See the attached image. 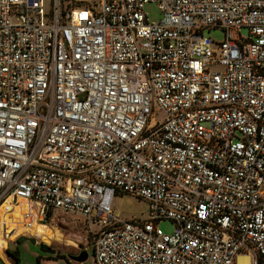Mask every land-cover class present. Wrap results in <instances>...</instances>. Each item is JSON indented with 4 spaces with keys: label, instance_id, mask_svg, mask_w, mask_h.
Segmentation results:
<instances>
[{
    "label": "built area",
    "instance_id": "obj_1",
    "mask_svg": "<svg viewBox=\"0 0 264 264\" xmlns=\"http://www.w3.org/2000/svg\"><path fill=\"white\" fill-rule=\"evenodd\" d=\"M119 193L148 217H119ZM10 197L40 204L25 229L84 218L96 264H259L264 0H0V204Z\"/></svg>",
    "mask_w": 264,
    "mask_h": 264
},
{
    "label": "rangeland",
    "instance_id": "obj_2",
    "mask_svg": "<svg viewBox=\"0 0 264 264\" xmlns=\"http://www.w3.org/2000/svg\"><path fill=\"white\" fill-rule=\"evenodd\" d=\"M144 12L148 15L150 22H158L163 18V13L155 2H148L144 5ZM242 35L248 36V30L242 29ZM216 41L223 39L224 34L221 29H211L205 32ZM23 200L16 202L14 212L25 211L31 208L37 212L40 204L37 202L26 203ZM3 204V203H2ZM0 204V206L2 205ZM113 206L116 214L126 220H144L148 217V203L146 200L139 198L131 193H119L115 196ZM1 208V207H0ZM8 210V209H6ZM5 209H0V264H16V259L10 253L8 245L17 242L19 236H32L39 243L50 244L59 253L51 254L44 252L40 246L33 244L30 241L22 242L18 247L20 264H96L93 244L91 243L86 220L76 215H65L61 218H56L51 225L41 224L35 228L22 230L12 229L9 232L3 231V223L7 220H14L11 214H4ZM17 223L9 224L8 230L16 226ZM158 226L166 233H171L174 230L173 223L168 219H163L158 223ZM92 229L96 230L100 225L93 223ZM6 244L5 249L3 248ZM82 248H87L89 256L85 261L78 262L66 257L68 254H78ZM16 251V253H17ZM259 264H264V256L259 258Z\"/></svg>",
    "mask_w": 264,
    "mask_h": 264
},
{
    "label": "water",
    "instance_id": "obj_3",
    "mask_svg": "<svg viewBox=\"0 0 264 264\" xmlns=\"http://www.w3.org/2000/svg\"><path fill=\"white\" fill-rule=\"evenodd\" d=\"M17 241L19 243H22V242H25V241H30L33 244H37L38 243L37 242V239L35 237H32V236H24V235L19 236L18 239H17ZM16 248H17V242L10 243L8 245V249L10 251L15 250ZM40 249L42 251H44V252H49L51 254H55L57 252V250L55 248L51 247L49 244L44 243V242L40 243ZM69 256L73 260H76L78 262H82V261H85L88 258L89 252H88L87 248H82L81 251L78 254H75V255L70 254Z\"/></svg>",
    "mask_w": 264,
    "mask_h": 264
},
{
    "label": "bare ground",
    "instance_id": "obj_4",
    "mask_svg": "<svg viewBox=\"0 0 264 264\" xmlns=\"http://www.w3.org/2000/svg\"><path fill=\"white\" fill-rule=\"evenodd\" d=\"M7 200H11L12 201V197H10V198H8ZM6 201V200H5ZM4 201V202H5ZM21 201V200H20ZM22 202H25V201H22ZM27 203V202H26ZM14 205H15V203L13 204H11V206L8 208V210H6L5 212H4V214H7V212L9 211V210H12V215L14 216V222L15 223H17L16 224V226H15V228L17 229V231L19 232H22V230H27V229H25L24 227H23V225L19 222V221H21V219H22V211H17V212H14L13 210H14ZM41 224H43V223H41V222H38V221H36V223L34 224V228L35 227H37V226H39V225H41ZM22 229V230H21ZM50 245V244H49ZM5 247H6V244L4 243V245H3V248L5 249ZM238 264H251V256L249 255V254H241L240 256H239V258H238Z\"/></svg>",
    "mask_w": 264,
    "mask_h": 264
},
{
    "label": "crops",
    "instance_id": "obj_5",
    "mask_svg": "<svg viewBox=\"0 0 264 264\" xmlns=\"http://www.w3.org/2000/svg\"><path fill=\"white\" fill-rule=\"evenodd\" d=\"M12 204V201L11 200H6L5 202H3V204L0 206L1 208L0 209H8Z\"/></svg>",
    "mask_w": 264,
    "mask_h": 264
},
{
    "label": "flooded vegetation",
    "instance_id": "obj_6",
    "mask_svg": "<svg viewBox=\"0 0 264 264\" xmlns=\"http://www.w3.org/2000/svg\"><path fill=\"white\" fill-rule=\"evenodd\" d=\"M21 244H22V243H19V242L17 241V248H16L15 250H12V251L9 250V252H10V253H15V252L18 250V247H19ZM36 245H37V246H40V243H39V244L37 243ZM57 253H59V251H57L56 254H57ZM65 255H66L67 258H70V256H69L70 254L66 253ZM70 259H71V258H70Z\"/></svg>",
    "mask_w": 264,
    "mask_h": 264
},
{
    "label": "trees",
    "instance_id": "obj_7",
    "mask_svg": "<svg viewBox=\"0 0 264 264\" xmlns=\"http://www.w3.org/2000/svg\"><path fill=\"white\" fill-rule=\"evenodd\" d=\"M13 256H14V258L16 259V264H20V258H19V253H18V251H17V253L15 252V253L13 254Z\"/></svg>",
    "mask_w": 264,
    "mask_h": 264
}]
</instances>
